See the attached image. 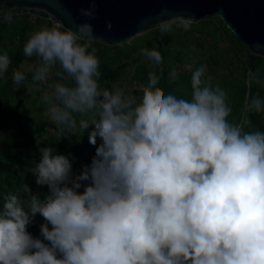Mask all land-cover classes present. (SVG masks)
<instances>
[{"label":"clouds","instance_id":"clouds-1","mask_svg":"<svg viewBox=\"0 0 264 264\" xmlns=\"http://www.w3.org/2000/svg\"><path fill=\"white\" fill-rule=\"evenodd\" d=\"M88 2L79 10L84 22L42 27L23 51L38 58L33 81L59 65L56 75L75 83L55 85L59 105L44 97L51 120L72 134V113L90 114L79 128L91 127L92 145L101 142L91 166L75 178L67 156L40 149L30 172L50 194L40 199L24 183L27 207L15 194L4 197L0 264H264V131H246L247 116L228 120V94L202 79L203 66L192 73L191 100L166 95L152 72L139 102L121 89H101L97 37L87 22L98 14L97 0ZM14 10L3 15L9 24ZM192 24L191 17L172 16L156 27L163 35ZM140 51L163 62L155 48ZM9 65V56L0 55V75ZM169 75L175 81L178 72ZM24 79L13 73L14 83ZM249 81L261 82L257 74ZM247 110L264 112V100L253 98ZM37 214L45 220L43 239L28 231Z\"/></svg>","mask_w":264,"mask_h":264},{"label":"trees","instance_id":"trees-1","mask_svg":"<svg viewBox=\"0 0 264 264\" xmlns=\"http://www.w3.org/2000/svg\"><path fill=\"white\" fill-rule=\"evenodd\" d=\"M7 11L5 7L0 8V55L6 53L10 58L7 71L0 75V130L13 124L19 133V136H15L17 148L12 152L19 174L16 178H8L4 174V168L0 167V208L4 203V197L9 194L17 195L22 204L27 207L28 197L21 191L24 183L28 184L32 193L40 199L50 194L47 185L37 184L38 190H36V177L29 168L28 157L33 158L36 165L41 159V148L51 147L57 154L67 156L73 164V178H75L76 175L82 174L86 164L92 163L98 147L97 144L92 145L89 142L87 134L73 132L69 134L63 125L57 126L40 117L35 118L26 109L12 105L10 98L7 95L4 96L5 88L15 84L13 73L17 71L25 75L23 81L31 83L32 87L45 86L44 80L33 81L32 78L39 66L38 58L29 72L20 70L27 59L23 49L34 32L56 23L43 12L20 8L13 11V20L9 24L3 19ZM30 14H36L38 17L31 21ZM225 42L227 44L222 46ZM94 47L100 61L101 76L98 82L101 89L115 91L119 82L128 80L131 86L136 87L133 95L138 99L143 96L144 89L149 84V73L152 72L160 77L157 87L162 88L166 95L171 93L178 98L191 100L192 73L203 66L205 75L202 79L210 80L213 87L219 85L228 94V103L232 108L228 120L239 123L247 116L251 121V127L246 128V131H264V112L247 110V103L253 98L258 97L264 100V58L251 55L220 18L208 17L199 22H193L188 31L173 25V30L163 35L155 26L147 34L136 37L131 43L125 41L122 44L109 45L95 41ZM143 48L157 49L163 57V62L157 65L141 55L140 50ZM199 51L202 53L198 54ZM174 69L178 72V77L172 81L169 74ZM58 71L60 69L55 71L56 79L65 80L66 86H75L74 81L57 76ZM252 74H257L261 82H250L249 77ZM30 96L29 92L24 94L27 99ZM21 100L18 98V101L21 102ZM75 115L78 117V113H72L73 118ZM75 120L77 122V119ZM69 137L77 144L74 148H70ZM24 146H26L25 149ZM84 148L89 150L87 159L82 154ZM0 164H6V161H0ZM84 182L86 185L91 181ZM79 191L82 192L83 188ZM43 223H45L44 218L37 214L33 223L28 226V231L34 237L43 239L40 230Z\"/></svg>","mask_w":264,"mask_h":264},{"label":"water","instance_id":"water-1","mask_svg":"<svg viewBox=\"0 0 264 264\" xmlns=\"http://www.w3.org/2000/svg\"><path fill=\"white\" fill-rule=\"evenodd\" d=\"M1 7L43 12L72 27L70 20L85 21L79 10L90 4L88 0H0ZM165 10L168 15H162ZM97 13L87 22L94 27L96 41L104 44L129 41L172 16L191 17L193 22L217 17L251 55L264 58V0H97Z\"/></svg>","mask_w":264,"mask_h":264},{"label":"rangeland","instance_id":"rangeland-1","mask_svg":"<svg viewBox=\"0 0 264 264\" xmlns=\"http://www.w3.org/2000/svg\"><path fill=\"white\" fill-rule=\"evenodd\" d=\"M37 17H38V15H36V14H30V20L31 21H34ZM149 31H147L141 35H138L136 37L147 34ZM136 37L132 38L131 40H129L127 42L131 43L132 40H134ZM225 44H227V42L223 43L222 46H224ZM201 53H202V51L198 52V54H201ZM36 59H37L36 56L27 57L26 61L20 67V70L24 71V72H29L33 68V66L36 62ZM57 69L59 70V65H57L56 67H53L51 69L48 76H46V78L44 79V82H45L44 87L34 88V87H32L31 83L26 82V81H22L19 84L15 83L12 87L9 86V87L5 88L4 96L7 95L10 98L12 105H14L20 109H26L27 111L30 112V114L33 117H35V118L40 117L41 119L48 120L49 122L54 124L55 122L52 121L50 118V104L45 102L44 97L46 95L52 96V94L54 93L55 85L57 83L64 84L66 86L65 80H58L55 78V71ZM117 88L123 90L125 97H132L137 102H139L142 99V97L136 99V97L133 95V90L136 87L131 86L128 80L123 81V82H119L116 89ZM26 92H29L31 94L30 98H28V99L24 97V94ZM18 98L22 99L21 102L18 101ZM52 102L58 105V101L55 100L54 96H52ZM89 115L90 114L82 116V115L78 114V117L76 115L74 116V118L77 119V129L75 131H73L74 134L75 133H84V134H87L89 136V132L92 130L91 127L89 129L84 130V131L79 128V121L81 119H88ZM0 134H1L0 161H6V164H2V165L0 164V167L2 169L4 168V174L8 178H11V179L16 178V177H18L19 173H18V170L16 167V161H15V158H14V155L12 152L17 148V138L15 136H19V133L17 132L16 127L13 124H10V125H8L7 128L0 130ZM68 142H69L70 148H74L77 145L71 137H69ZM100 142L101 141L98 139L97 140L98 146H99ZM25 148H26V146H24V149ZM54 154H57V153L54 152ZM82 154L86 158L89 155V150L84 148ZM28 158H29V162H30L29 168L31 170V168L35 166L34 165L35 162H34L33 158H31V157H28ZM87 165H91V164H86L85 166H87ZM82 166L85 167L84 165H82ZM81 183L85 184L84 181H81ZM35 187H36V190H38V185L36 182H35Z\"/></svg>","mask_w":264,"mask_h":264}]
</instances>
